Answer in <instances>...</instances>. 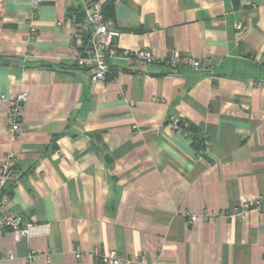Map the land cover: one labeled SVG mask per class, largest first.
I'll use <instances>...</instances> for the list:
<instances>
[{"label":"crops","instance_id":"crops-1","mask_svg":"<svg viewBox=\"0 0 264 264\" xmlns=\"http://www.w3.org/2000/svg\"><path fill=\"white\" fill-rule=\"evenodd\" d=\"M104 2L121 35L94 82L66 22L78 1L0 0V160L18 153L10 211L51 224L30 240L0 231V264H102L76 260L77 247L149 264H264V212L231 216L241 194L264 195V0ZM139 48L159 60L140 61ZM176 52L215 63L165 62ZM20 91L10 142L8 100ZM175 114L208 143L174 129ZM33 247L51 260L29 262Z\"/></svg>","mask_w":264,"mask_h":264},{"label":"built area","instance_id":"built-area-1","mask_svg":"<svg viewBox=\"0 0 264 264\" xmlns=\"http://www.w3.org/2000/svg\"><path fill=\"white\" fill-rule=\"evenodd\" d=\"M81 8V13H73L67 17L66 22L74 28L73 41L77 49L76 58L80 65L90 73L91 80H105L110 72V60L118 56L115 40L121 35L118 28L109 26L104 18V0H76ZM42 0H32L33 9H37ZM135 56L145 63L156 62L159 56L148 48H139ZM165 62L170 64H185L195 70L212 68L214 61L210 58H198L188 53H173ZM28 100V93L20 91L15 97L8 100L7 111L8 137L10 142L18 140L21 126L20 117L23 113L25 103ZM155 100H158L157 98ZM170 125L176 130H182L183 134L194 139H200L204 144L208 143L206 135L193 132L188 123L179 115H171ZM136 128L137 125H134ZM203 150L200 149V153ZM18 153L9 148L0 160V231L9 230L16 241L30 240L35 236L47 234L51 224L49 222H34L25 219L21 213L10 211L11 195L7 187L8 182L14 177V170L17 165ZM248 210L264 212V195L248 196L241 194L238 204L235 206L231 216H240ZM204 218L209 213L202 214ZM200 215L190 214L189 222L196 224ZM40 256L51 260L53 252L43 248L33 247L27 255L29 262L36 261ZM13 258V255L10 254ZM76 260H83L91 257L99 260L102 264H149L144 254L134 257L122 256L117 250H104L95 247L90 251L83 252L80 247L75 249Z\"/></svg>","mask_w":264,"mask_h":264},{"label":"trees","instance_id":"trees-1","mask_svg":"<svg viewBox=\"0 0 264 264\" xmlns=\"http://www.w3.org/2000/svg\"><path fill=\"white\" fill-rule=\"evenodd\" d=\"M105 2H104V5H103V13H104V18H105V20H107V18H106V15H105V12H104V9H105ZM43 63L47 66H52V64H50L49 62H46V61H43ZM190 129V128H189Z\"/></svg>","mask_w":264,"mask_h":264}]
</instances>
